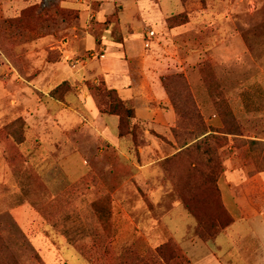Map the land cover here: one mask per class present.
<instances>
[{
  "label": "rangeland",
  "instance_id": "1",
  "mask_svg": "<svg viewBox=\"0 0 264 264\" xmlns=\"http://www.w3.org/2000/svg\"><path fill=\"white\" fill-rule=\"evenodd\" d=\"M5 1L0 0V264H125L119 262L125 252L126 264H139V259H143L140 264H149L152 258L154 264H164L152 250L174 242L164 225L169 216L173 215L177 236L197 237L196 221L191 216L187 221L184 214H190L188 209L166 205L167 197L180 201L171 175L179 178V187L185 183L182 176H214L218 157L223 162L231 158V146L245 149L242 158L251 172L264 170V142L260 141L264 138V0H165L162 11L174 10L177 15L187 11L194 24V29L175 37L168 20L176 14L165 17V27L162 20L148 18L159 14L152 3L145 5L147 15L138 16L139 20L126 15L134 24L126 31V35L132 34L129 40L137 49L142 45L151 50L143 58L156 53L159 60L169 59V70H162L161 77L165 92L169 88L180 101L192 99L202 116V120L186 116L178 135L191 140L208 131L204 139L184 143L183 149L176 141L173 157L184 150L187 153L167 164L173 157L166 154L168 144L160 142L157 151L161 153L149 158L160 166L151 183L137 181L132 162L94 137L87 113L77 106L79 94L72 84L79 82L80 70L91 71L98 62L95 58L100 60L104 58L100 53H105L99 48L87 51L88 41L75 37L78 31L74 27L81 25L78 15L63 17L48 8L41 12L45 22L34 28L32 19L21 16L26 7L5 14ZM40 1L31 0L27 7ZM91 8L96 10L98 5ZM205 11L214 17L205 19ZM107 20H91L84 30L98 40L114 42L120 36L116 28L120 16L110 26ZM33 29L37 40L28 37ZM149 31L155 32L154 37L147 36ZM91 45L97 47L95 40ZM143 58L139 56L137 62L140 71ZM70 74L71 82L64 81ZM100 80L104 78L99 77L98 84ZM89 91L98 108L106 111L107 99ZM69 107H77V113H68ZM214 115L218 128L209 122ZM224 118L230 123L226 130L239 132L237 139L222 133ZM136 127L135 143L129 142L126 152L130 160L150 145L145 141L147 135L165 141L149 122L140 120ZM209 135L212 137L206 138ZM250 141L260 145L246 143ZM78 151L83 152L91 172L72 184L65 159ZM71 166L84 169L81 157H73ZM170 168L178 172L172 173ZM191 170L199 173L191 176ZM148 214L156 221V232L155 239L147 241L132 233L130 226L142 227Z\"/></svg>",
  "mask_w": 264,
  "mask_h": 264
},
{
  "label": "crops",
  "instance_id": "2",
  "mask_svg": "<svg viewBox=\"0 0 264 264\" xmlns=\"http://www.w3.org/2000/svg\"><path fill=\"white\" fill-rule=\"evenodd\" d=\"M164 1L165 0L62 1L64 8L79 11V21L81 25L78 28L74 27V30L78 31L77 34H75V37H80V42L81 40L88 41L89 46L87 51H97V48H99L101 52H105L103 54L100 53L101 55H104V58H101L100 60L95 58L98 62H96V64L94 63L91 71L88 70V72L85 69H82L85 68V62L83 67L80 68L82 69L80 71L83 72V75L80 79L76 80L79 82L75 83V85L72 84L73 87L77 86L79 94L77 106L82 108L87 113L88 119L90 120L88 127L91 128L89 129L94 137L102 140L103 143L117 150L120 158L126 159V162H132L133 171L136 173L135 179L140 183H151L154 179V175L157 174L156 169L160 166L157 161H149V158H151L154 154L157 155L161 153L157 151V149L162 147L160 146V142L168 144L166 146L168 149L166 150L168 151L166 154L173 157L176 153L172 146L176 142L175 136L172 134V130L177 125V119L170 100L168 99L162 86L161 80L163 75L162 70H169V59L166 58L165 60H159L156 53L152 55L147 54V58H143L146 52L151 50L142 48V45L139 49H137V47H135V42L129 40L132 34H128V37V35H126V31L130 25H134L131 23L133 22L132 19L146 14L145 5L149 6L151 3L155 6L154 7L151 4L153 10L159 12V14L157 13L148 18H153L155 21L162 20L161 24H164L166 27L165 17L176 13H173L174 10L162 11L161 6L164 5ZM30 2L31 0H8L2 4L5 7V14H14L21 8L27 7ZM94 4L98 5V9L92 10L91 7ZM118 8L120 9L119 26L124 37V43L119 45L114 42L101 40L100 45L96 43L97 47L95 49L92 48L91 41L95 40L94 35L84 29H87L91 20L101 22V20H105L109 15L115 13ZM180 8L183 11V7L181 6ZM180 8L176 9L180 10ZM104 9H106L105 13L103 12ZM102 13V17H99ZM177 13H181V11H178ZM126 15H131L132 21H129ZM204 17L205 19L206 17H208V19H212L214 16H212L210 11H205ZM193 25L192 21H190V23L184 26L171 29L170 33H172L171 35L175 37L177 33H184V31H187L188 29H194ZM147 36L149 38L154 37H150L149 33ZM41 43V40L37 41V45H41ZM83 45L84 43L80 45V50ZM139 56H141L144 61L142 71H140L139 67V71L137 72L131 67V62H139ZM95 59H93V61ZM90 63L92 62L90 61L87 66H89ZM54 75L55 74H53V76ZM69 77L70 78L64 81L68 80L71 82L70 79L72 78V74H70ZM99 77H103L109 89L117 91L119 96L123 99H134L136 103L137 119L151 123L158 135H163L165 141L160 138L161 136L147 135L145 141L150 145H147L144 149L141 148L139 150V157H136L135 160H130L126 153L130 138L120 137L119 118L117 116L101 112L97 103L93 97H91L89 88L86 85L87 79L97 82ZM56 78L57 77H54L53 79L55 80ZM76 108L69 107L68 113H77ZM209 122L211 125L216 126V128L220 126L219 120L215 115ZM260 141L264 142V138H261ZM230 150H233L230 153V155H232L231 158L224 162L225 172L221 175L218 186L222 194L224 205L233 218V224L218 234L213 241L204 242L198 237H195L194 234L191 236H187L185 234L177 236L179 230L177 228H173V215L168 217V221L164 220L167 234L179 244L187 256L189 264H264V211L260 214L254 215L253 217L244 216L232 193V189L234 187L240 185L243 181H246L249 178V173L252 170L246 158H242V155L245 153L247 154V152H244L245 149L241 151L233 146L230 147ZM73 157H81L84 169L77 171L71 166V160ZM84 159L85 156L82 151L69 153L65 159L69 163V170L66 167L65 171L72 184L88 177L91 172V169L88 167ZM258 174L264 182V170L260 171ZM165 200L167 203L166 205L173 207L183 206L181 201L178 199L174 200L173 197H167ZM151 203L152 205H156L153 201ZM184 214H186L187 221L191 220L190 214ZM124 215L125 214H123V217ZM148 215L149 216L147 218L142 219V227L137 226L134 222V224L130 226L132 233H138L139 236H142V238L147 241L155 239L156 232V221L150 218L151 214ZM120 222L123 223V220L118 219V223ZM151 223L153 224L151 225ZM195 228L196 226L194 229ZM149 242H147L148 245H152L151 242ZM220 253H223L224 257H222Z\"/></svg>",
  "mask_w": 264,
  "mask_h": 264
},
{
  "label": "trees",
  "instance_id": "3",
  "mask_svg": "<svg viewBox=\"0 0 264 264\" xmlns=\"http://www.w3.org/2000/svg\"><path fill=\"white\" fill-rule=\"evenodd\" d=\"M62 1L63 0H50L48 5L44 6L43 4L44 0H41L39 4L35 3L30 5L29 7H26L21 13V16L27 15L28 16L27 18L32 19L34 28L45 22L42 19L41 12H43V10H46L48 8L55 9L56 13L63 17L76 14L78 15L77 19L79 21L80 19L79 11L74 9L64 8L62 5ZM119 13H120V9L118 8V10H116L115 13L107 17L108 18L106 23L108 24L107 26H110L113 20L118 19L119 21ZM168 21H169V26L171 28H177L190 23L191 17L189 13L185 11L183 14L179 13L178 15L176 14V16L174 15L170 17ZM116 28L120 36L117 38L116 41L114 40V43L122 45L124 43V38L119 23ZM106 31L111 32L112 30L106 29ZM29 33L30 35L28 37L39 39V37L35 34L34 29L32 32H28L27 34ZM94 38L96 43L100 45L101 40H98V38L96 37ZM131 67L138 72L140 64L137 62H131ZM100 81L101 82L98 84L99 81L94 82L92 80H87L86 85L88 86L89 89L97 91L100 97H105L107 99V102L104 105H107L108 108L106 111H103V113H107L112 116H117L119 118L120 137L121 138L129 137L130 142L135 143V138L137 137L136 126H138V123L140 121L139 119H137V115H136L135 100L123 99L118 95L117 91L109 89V87L107 86L104 80H100ZM167 89H166V93L172 103L177 119V125L176 128L174 129L175 131L174 136L176 141L180 145H182L181 149L187 146L188 143L190 144L194 141H199L200 139H204L205 135L208 134V131H203L202 133L194 136L193 139L191 140H184L182 136L178 135L177 130L186 116L189 115L190 117L198 118V120H202V116L200 115L196 107V104L192 99L186 98L185 100L180 101L179 96L171 94L169 88ZM189 106L190 108H188ZM231 119L234 122H236L234 117ZM223 122L226 125V127L224 129V132L222 133L226 137L237 139L236 138L237 135H240L238 134L239 132L226 130L227 127L230 126V123H228L226 118H224ZM208 137L210 138L212 136L209 135L206 138ZM186 142L187 144L183 146V144ZM246 143H248L249 145H260L259 142H253V141ZM186 153L187 150L179 152L177 156L167 159L166 164L170 162V159L182 157ZM217 160L218 163L216 162V168H215L216 173L214 176L209 173L207 174L204 173L202 177L198 175V178L196 177L197 179H195L194 173L195 172L199 173V170H191V172L193 173V175L191 176L194 177H189L190 179L189 180L183 178L182 176L181 178L182 183L183 182L185 183L184 185L181 184V187L177 185L179 184V182L181 183V181H179V178L177 179L170 174L171 175L170 178L172 179L171 181L174 182V184H176L175 185L177 189L176 191L179 195V199L181 203L188 209L190 215L197 223L195 230L196 236L204 242L213 241L218 234H220L223 230L230 227L234 222L232 216L227 211L224 205L222 194L218 186L219 179L221 175L225 172V165L224 162L219 159V157ZM170 171L172 173L178 172L175 171L174 168H170ZM212 171L213 169H211V172ZM232 193L238 207L241 209L244 216L253 217L254 215L260 214L264 211V182L260 178L258 173L255 174L253 172H250L249 178L246 181H243L240 185L234 187L232 189ZM152 252L153 254L155 253L159 257V260L164 262V264H189V260L187 256L185 255V253L183 252V250L175 240L174 242H168L163 244L157 250L156 249L152 250ZM121 255L119 256L120 257L119 262L120 263L124 262L126 264L128 260L127 252ZM142 260L143 259H139L138 263L140 264ZM1 262H2V258H0V263ZM151 262L152 264L155 263L154 258H152L149 264H151Z\"/></svg>",
  "mask_w": 264,
  "mask_h": 264
},
{
  "label": "built area",
  "instance_id": "4",
  "mask_svg": "<svg viewBox=\"0 0 264 264\" xmlns=\"http://www.w3.org/2000/svg\"><path fill=\"white\" fill-rule=\"evenodd\" d=\"M49 2H50V0H44V2H43L44 6H47ZM154 35H155V32H154V31L149 32V36H150V37H152V36H154ZM146 46L149 47V42L147 43Z\"/></svg>",
  "mask_w": 264,
  "mask_h": 264
}]
</instances>
